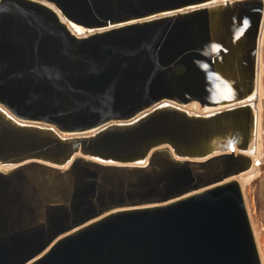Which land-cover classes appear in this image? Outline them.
Masks as SVG:
<instances>
[{"label":"water","instance_id":"obj_1","mask_svg":"<svg viewBox=\"0 0 264 264\" xmlns=\"http://www.w3.org/2000/svg\"><path fill=\"white\" fill-rule=\"evenodd\" d=\"M217 1L0 0V264H263L264 1Z\"/></svg>","mask_w":264,"mask_h":264},{"label":"bare ground","instance_id":"obj_2","mask_svg":"<svg viewBox=\"0 0 264 264\" xmlns=\"http://www.w3.org/2000/svg\"><path fill=\"white\" fill-rule=\"evenodd\" d=\"M230 2L234 0H229ZM264 1V0H262ZM217 3L224 4L225 0H218ZM74 32L77 35L83 36L79 29H74ZM258 78H257V92L256 99L252 103V107L256 113V135H255V144L253 148L247 153L254 162L253 169L245 174H242L237 178L240 186L242 188L245 202L247 205V209L252 221L253 229L258 240L259 245V236L256 231V224L253 218V213L251 207L254 208V212L256 214V218L262 224L264 223V198L262 197L259 207L257 205V195L262 194L264 196V190L262 192H258L257 184H250V180L252 177L259 176L262 172H264V24L262 28V34L259 41V54H258ZM187 112L190 115L194 116H206L211 114L214 110L212 109H203L198 104H193L192 106L186 108ZM1 168V167H0ZM67 168V167H66ZM5 169V168H4ZM250 196V198L248 197ZM263 200V201H262ZM261 240L263 242L264 247V234L261 236ZM260 254L262 258V263L264 264V250L260 247Z\"/></svg>","mask_w":264,"mask_h":264},{"label":"rangeland","instance_id":"obj_3","mask_svg":"<svg viewBox=\"0 0 264 264\" xmlns=\"http://www.w3.org/2000/svg\"><path fill=\"white\" fill-rule=\"evenodd\" d=\"M250 184H257L258 185V192H262L264 190V172H262L259 176L257 177H252L251 180L249 181ZM261 199L262 197L264 198V196H262V194L257 195V205L259 207V204L261 203L259 200V198ZM263 201V200H262Z\"/></svg>","mask_w":264,"mask_h":264}]
</instances>
